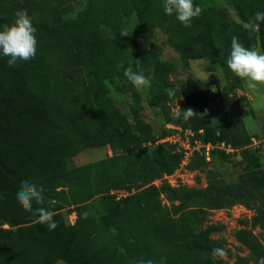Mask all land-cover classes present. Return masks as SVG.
<instances>
[{"label": "trees", "instance_id": "trees-1", "mask_svg": "<svg viewBox=\"0 0 264 264\" xmlns=\"http://www.w3.org/2000/svg\"><path fill=\"white\" fill-rule=\"evenodd\" d=\"M8 1L0 0V30L15 19L4 10ZM18 1L27 3L37 30V54L15 67L0 55V264H140L128 252L133 243L152 264H251L242 255L234 261L213 258V248H223L229 258L233 251L223 236L215 235L224 223L207 218L211 210L245 204L255 209L253 224L264 225V168L249 147L252 135L241 118L212 122L206 105L211 96L202 81L174 82L171 73L179 61L162 60L136 40L160 29L182 64L210 57L228 71L233 36L264 53V23L258 32L249 27L255 13L264 12V0H232L240 20L211 0H193L203 11L190 27L175 14L167 15L163 0H88L75 19L64 15L72 7L69 0ZM118 62L125 67L131 62L134 71L151 81L150 105L166 110L181 100V111L197 113L187 122L169 120L194 131L192 140L225 142L239 152V179L211 178L205 187H174L164 180L154 184L179 167L183 152L170 142L159 143L170 130L157 138L146 128L141 95ZM111 87L130 96L134 129L112 98ZM167 88L178 89L171 101ZM105 121L115 129L110 145L123 174L111 181L105 179L101 161L73 168L67 164L107 127ZM145 141L156 145L144 146ZM216 150L226 155L219 148L211 153ZM207 161L204 149L196 151L188 168L203 169ZM24 182L43 188L45 206L48 200L56 202L49 209L58 223L55 230L19 204L17 192ZM113 189L129 193L118 198ZM60 205L73 207L74 222L57 211ZM235 238L257 262L264 257L252 229H239Z\"/></svg>", "mask_w": 264, "mask_h": 264}, {"label": "rangeland", "instance_id": "rangeland-1", "mask_svg": "<svg viewBox=\"0 0 264 264\" xmlns=\"http://www.w3.org/2000/svg\"><path fill=\"white\" fill-rule=\"evenodd\" d=\"M232 0H211L216 6L227 7L231 15L240 20L239 16L231 5ZM71 8L68 10L66 17L75 16L77 12L86 7L88 0H69ZM6 13L16 14L18 11H27V3L21 4L17 0L6 2ZM29 15V14H28ZM40 16L35 14V17ZM10 25V23L8 24ZM138 45L144 49H148L156 54L162 60L179 61L177 70L171 73V79L183 84L193 77H197L202 81L203 86L209 92L211 98L206 105L209 110L212 122L216 123L222 120L243 119L247 129L252 135V141L249 147L260 157L262 167L264 168V85H258L256 89L247 87V82L237 77L230 69L224 70L223 66L214 63L210 57L192 58L189 59V64H182L181 58L174 47H171L167 41V37L162 30H156L152 35L139 38L136 40ZM256 51L261 52L260 47ZM210 80H213L210 82ZM215 85L216 91L212 92L211 87ZM141 95V119L146 124V128L151 130L154 137L159 138L161 134L166 132L167 125L172 123L170 118H173V110L179 108L181 100L172 102L166 110L160 106L150 105L148 102V89L138 91ZM110 94L116 104L120 106L124 116L127 118V125L134 129L137 126V121L130 112L131 99L130 96L120 93L114 87L110 88ZM107 127L92 140L91 145L81 152L69 157L67 164L70 168L77 167L82 164L101 161L106 180H116L123 176L116 161V152L112 149L110 141L115 139V129L110 122L105 121ZM157 143V142H156ZM160 143V141H159ZM144 146L154 147L156 144H151L148 141L143 143ZM170 146L178 149V145L171 143ZM220 149V148H219ZM221 151L224 149H220ZM216 150L208 164L203 169L190 170L182 168L180 172L183 185L205 187L209 184L211 178L218 181L235 182L239 179L241 166L239 160L241 156L239 152L233 150L230 152L224 151L226 155ZM161 184V183H160ZM116 195V189H113ZM57 211H62L67 214L68 220L74 222L77 217L73 207L60 205ZM255 209L246 206L245 204H236L229 209L211 210L208 214L207 222L224 223L222 230L215 233L216 236H223L226 239V244L233 251L232 258L224 257L227 260L234 261L238 255L249 258L251 264L258 262L251 257V252L248 248L241 246L235 238L236 232L241 228L252 229L258 235L264 249V225H254L253 216ZM8 227L7 225H5ZM128 252L132 257L139 261L146 262V256L141 254L138 244L129 245ZM58 264H66V262H58Z\"/></svg>", "mask_w": 264, "mask_h": 264}, {"label": "clouds", "instance_id": "clouds-1", "mask_svg": "<svg viewBox=\"0 0 264 264\" xmlns=\"http://www.w3.org/2000/svg\"><path fill=\"white\" fill-rule=\"evenodd\" d=\"M164 11L167 15H176V18L185 27H190L193 18H198L202 14V8L194 5L193 0H163ZM66 18L75 19V16ZM260 23H264V12H257L250 22L249 27L252 32L260 30ZM36 28L32 23L31 17L27 11H18L15 14L14 21L4 25L0 30V55L8 57V65L15 67L17 61H29L35 58L37 54ZM139 62V59H136ZM228 68L239 78L247 82V87L256 89L258 85H264V53L246 48L239 42V38L232 37L230 56L226 61ZM117 67L123 69V75L127 78L138 91L150 87L151 81L142 71H134L131 62L127 67L123 62H118ZM178 89L167 88L165 92L169 100H173ZM211 91L215 92L213 85ZM181 107L173 110L174 119H183L189 121L197 113L188 108L181 111ZM203 115V114H202ZM43 188H37L36 185L24 182L17 192V200L25 211L38 216V222L48 227L49 231L55 230L58 223L54 220L55 213L51 210L55 205L54 200H48L45 206V197ZM38 207H33V204ZM227 252L223 248H213L212 256L214 259L226 257ZM140 264H152L151 260L141 261ZM258 264H264L262 257Z\"/></svg>", "mask_w": 264, "mask_h": 264}, {"label": "built area", "instance_id": "built-area-1", "mask_svg": "<svg viewBox=\"0 0 264 264\" xmlns=\"http://www.w3.org/2000/svg\"><path fill=\"white\" fill-rule=\"evenodd\" d=\"M167 129L170 130V133L165 137L159 139V141L177 144L179 146V150L183 152V157L179 167L173 173L165 174L163 177L153 181V183L156 185H159L163 180L168 181L174 187L183 185L181 180L182 176H179L180 172H178V170H181L182 168H188L189 161L196 151L200 152L202 151V149H204L206 159L210 160L212 157L211 152L213 149L220 148L226 150L227 152L235 150L231 145H227L225 142L213 144L212 142H204L202 139L192 140L194 137V131H184L182 127L174 123H169L167 125ZM116 191L117 194L120 193V196L117 195L118 198L121 196H126L129 193V191L124 189H119ZM112 193L115 192L112 190Z\"/></svg>", "mask_w": 264, "mask_h": 264}, {"label": "water", "instance_id": "water-1", "mask_svg": "<svg viewBox=\"0 0 264 264\" xmlns=\"http://www.w3.org/2000/svg\"><path fill=\"white\" fill-rule=\"evenodd\" d=\"M213 81V80H210V82Z\"/></svg>", "mask_w": 264, "mask_h": 264}]
</instances>
